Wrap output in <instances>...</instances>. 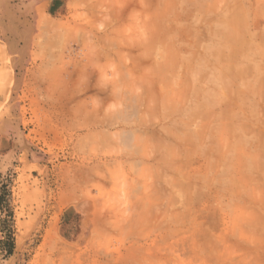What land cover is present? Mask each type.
<instances>
[{
	"label": "rangeland",
	"instance_id": "rangeland-1",
	"mask_svg": "<svg viewBox=\"0 0 264 264\" xmlns=\"http://www.w3.org/2000/svg\"><path fill=\"white\" fill-rule=\"evenodd\" d=\"M262 20L264 0H0V264H264Z\"/></svg>",
	"mask_w": 264,
	"mask_h": 264
},
{
	"label": "trees",
	"instance_id": "trees-1",
	"mask_svg": "<svg viewBox=\"0 0 264 264\" xmlns=\"http://www.w3.org/2000/svg\"><path fill=\"white\" fill-rule=\"evenodd\" d=\"M0 232L5 235L6 240L0 244L8 256L13 249L12 210L10 208V192L3 185L0 188Z\"/></svg>",
	"mask_w": 264,
	"mask_h": 264
},
{
	"label": "crops",
	"instance_id": "crops-1",
	"mask_svg": "<svg viewBox=\"0 0 264 264\" xmlns=\"http://www.w3.org/2000/svg\"><path fill=\"white\" fill-rule=\"evenodd\" d=\"M258 34L260 36H263L264 35V20H262L260 26L258 29H256ZM257 69H259L260 71V77H259V80H256L258 81L261 86L264 87V61L260 62L257 64ZM249 99L251 102H250V105L248 103H245V109H249L251 111V108L252 110L254 111H260V115H262L264 113V91L261 92L260 96H251L250 98H247ZM247 99L245 101H247ZM253 101V103H252ZM252 113H258V112H251ZM258 127V128H257ZM255 127V132L257 133H260V134H264V125H260V126H257ZM260 142H261V145H264V136H261L260 138ZM263 147V146H262ZM263 154H261V159L263 158ZM261 167H260V170L259 171H255L254 173L250 172V174H246V176H264V162L263 160H261Z\"/></svg>",
	"mask_w": 264,
	"mask_h": 264
}]
</instances>
